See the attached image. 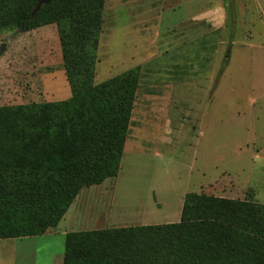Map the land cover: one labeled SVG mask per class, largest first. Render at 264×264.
<instances>
[{
    "label": "rangeland",
    "instance_id": "374dc122",
    "mask_svg": "<svg viewBox=\"0 0 264 264\" xmlns=\"http://www.w3.org/2000/svg\"><path fill=\"white\" fill-rule=\"evenodd\" d=\"M54 1L29 28L0 33V107L70 98L56 24L62 2ZM256 7L104 0L94 84L138 73L118 174L82 188L56 234L0 240V264H53L64 231L177 223L188 193L264 205V17Z\"/></svg>",
    "mask_w": 264,
    "mask_h": 264
},
{
    "label": "trees",
    "instance_id": "16d2710c",
    "mask_svg": "<svg viewBox=\"0 0 264 264\" xmlns=\"http://www.w3.org/2000/svg\"><path fill=\"white\" fill-rule=\"evenodd\" d=\"M41 2L0 0V33L44 19ZM56 2L71 96L0 107V240L55 228L82 188L120 168L137 69L94 84L104 0ZM62 264H264V205L188 193L177 223L66 234Z\"/></svg>",
    "mask_w": 264,
    "mask_h": 264
},
{
    "label": "crops",
    "instance_id": "0c3cea01",
    "mask_svg": "<svg viewBox=\"0 0 264 264\" xmlns=\"http://www.w3.org/2000/svg\"><path fill=\"white\" fill-rule=\"evenodd\" d=\"M253 1V4L255 5V7H256V3L257 2H259V1H261V3H260V7L258 8V9H260L262 12H261V14H262V16L264 17V0H252ZM257 9V7H256V10H258ZM65 217V216H64ZM64 217H63V219H64ZM62 219V220H63ZM61 220V221H62ZM60 221V222H61ZM84 222H88V221H90V220H88V221H86L85 219L83 220ZM91 221H93L94 222V219H91ZM59 222V223H60ZM57 228H58V226H56L55 228H52V229H49V231H47L45 234H56V230H57ZM67 233H69L68 231H64V232H62L61 233V236L63 237V236H65ZM62 261H63V257H62V259H61V257L60 256H56V257H54V263L53 264H62Z\"/></svg>",
    "mask_w": 264,
    "mask_h": 264
},
{
    "label": "water",
    "instance_id": "95a60500",
    "mask_svg": "<svg viewBox=\"0 0 264 264\" xmlns=\"http://www.w3.org/2000/svg\"><path fill=\"white\" fill-rule=\"evenodd\" d=\"M49 1H50V0H42V2L38 5L37 9H38L40 6H42V5L46 4V3H48Z\"/></svg>",
    "mask_w": 264,
    "mask_h": 264
}]
</instances>
